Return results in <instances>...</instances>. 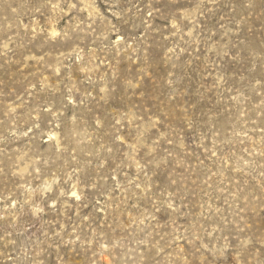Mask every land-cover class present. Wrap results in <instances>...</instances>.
Listing matches in <instances>:
<instances>
[{"label": "rangeland", "instance_id": "374dc122", "mask_svg": "<svg viewBox=\"0 0 264 264\" xmlns=\"http://www.w3.org/2000/svg\"><path fill=\"white\" fill-rule=\"evenodd\" d=\"M0 264H264V0H0Z\"/></svg>", "mask_w": 264, "mask_h": 264}]
</instances>
